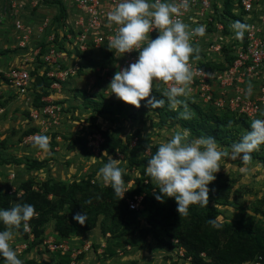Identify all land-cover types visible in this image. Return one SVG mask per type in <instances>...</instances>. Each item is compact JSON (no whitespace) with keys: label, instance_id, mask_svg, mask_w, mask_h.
<instances>
[{"label":"rangeland","instance_id":"obj_1","mask_svg":"<svg viewBox=\"0 0 264 264\" xmlns=\"http://www.w3.org/2000/svg\"><path fill=\"white\" fill-rule=\"evenodd\" d=\"M226 1L232 2L231 9H240V6L235 4L237 0H214V7L216 9L224 7ZM62 8L65 10L64 13ZM22 10L19 17L32 28V38L24 46L14 34L13 17L7 1L0 0V74L24 67L28 68L36 81V90L23 96L16 93L10 85L0 88L2 90L0 107L3 109V113L0 114V188L4 192L13 191L12 196L19 198L23 193L20 191V185L25 181H31L36 190H42L46 181L59 182L66 186L77 182L84 187L85 183L89 182V187L87 185L84 189L86 194L82 196L94 192L93 207L87 216L92 218L95 215L94 210L100 212L96 229L102 235L99 240L85 243L81 241L74 246L68 243L64 254L58 250L51 251L49 243L63 242V237L56 232L58 219L48 216L37 238L29 234L26 238L15 231L10 244L23 264L38 260L39 256L46 258L45 260L51 264L53 259L57 264H83L81 259L88 253V264H114L112 258L114 260L120 257L128 258L129 255L138 256V259L128 258L117 264H170L176 249L182 247L187 254L189 252V249L174 236L192 226L193 212L206 214L203 227L208 236L204 239L216 238L217 246L224 252L225 261L220 259L221 254L216 255L217 260H210L207 254L211 244L203 242L199 247L205 252L200 256L207 263L251 264L253 260L249 259V255L247 258L245 251L238 252L239 246L236 241L247 236V233L242 232L244 228L249 229L252 236L264 234L263 162L251 155L252 159L245 165L239 159L232 160L227 155L223 156L219 161L220 168L214 174L215 180L208 185V204L205 207L190 205L187 216H179L175 200L166 197L159 202L158 209L152 215L148 214L143 202L138 209H130L129 201L132 200L130 192L137 190L140 192L138 195L142 196L151 188L152 191L158 192L155 181L145 174L146 162L160 142L166 141L174 132L182 131L184 128L174 120H161L154 111L144 108L142 104L144 100L140 102L139 107H135L110 94L108 84L114 73L125 65V62H122L125 56L123 53L109 50L107 41L99 46L90 44L89 49L83 54L75 50L70 51L72 47L67 48L69 44L65 36L67 22L65 4L25 0ZM234 14L238 18L241 16L240 11ZM45 22H48L49 26L44 38H48L54 32L58 47L64 52L63 60L58 65L46 66L41 61V53L45 51L46 45L44 38H38L35 30ZM228 27L229 31H232L231 34L229 31H223L219 38L214 37L224 48L231 44V36L235 38L232 28L230 25ZM204 50L208 51L207 48ZM222 52L226 54L225 49H222ZM61 69L71 71L74 75L61 78L59 75ZM52 73H59L57 77L64 79L58 87L53 85L57 77L48 75ZM47 84L49 88L43 89L48 86ZM167 88L166 82L155 80L150 96L156 95V92L163 93ZM11 90L15 93H11ZM161 98L166 101L165 97ZM180 99L187 104L194 119L199 120V115L189 102L207 114L213 113V110L196 96L188 94ZM47 105L57 109V124L50 123L51 119L33 122L30 116L31 109H40ZM175 110H179L180 114L183 106L178 105ZM44 121L50 130L41 134L48 137L47 151L35 147V140L29 143L24 141L30 134L39 130ZM246 131L233 127L226 133V137L239 139ZM111 138L121 141L125 149L123 151L117 147L112 149ZM192 138L195 136L189 132L188 139ZM213 138L217 140L221 151L226 154L230 151V147L216 136ZM253 152L259 158L264 157V144ZM109 157L116 159L118 166L123 169L122 180L126 192L122 199L114 192L105 198L101 195L107 185L98 177V170ZM126 207L127 213L122 216L121 211ZM61 216H71L67 205ZM213 218L220 225L219 228H213L208 223V220ZM4 227L0 224L1 230ZM237 227L242 230L238 235L233 233ZM74 237L76 236H69ZM103 237H106V244H101ZM24 245L27 248L21 252ZM0 264H3L2 258Z\"/></svg>","mask_w":264,"mask_h":264},{"label":"clouds","instance_id":"obj_2","mask_svg":"<svg viewBox=\"0 0 264 264\" xmlns=\"http://www.w3.org/2000/svg\"><path fill=\"white\" fill-rule=\"evenodd\" d=\"M181 7L186 9L188 0H179V3L177 0H117L106 16L110 25L117 26L107 47L123 54L137 51L138 56L135 62L114 73L107 89L129 105L139 107L140 102L148 98L146 105L157 108L164 105L165 99L150 96L153 82H172V86L162 96L167 99L171 109L182 105L183 111L179 115L189 120L192 113L180 98L188 95L193 79L189 58L199 52L190 41L193 36H203L206 26L201 24L189 30L188 25L180 19H173ZM230 27L235 38L241 39L249 26L237 20ZM153 30L158 35L151 39L149 33ZM251 92L249 85L245 95H251ZM188 136V130L184 129L160 142L144 169L145 174L158 186V194H154V198L157 201H163L165 197L173 198L179 216H187L190 205L205 207L208 204V185L215 180L214 174L220 168L219 161L223 156L239 159L245 165L252 159L251 153L264 144V119H253L249 130L231 144L227 154L218 148L217 140L211 135L190 140ZM34 146L47 151L48 137L37 136ZM122 173L123 169L112 157L98 170V177L120 199L126 192ZM34 215V206L29 203L16 202L7 209L0 208V224L5 226L0 230V258L3 264H23L10 241L22 224L27 231V222ZM73 220L84 224L86 213L75 214ZM208 223L213 228L220 227L215 218L209 219Z\"/></svg>","mask_w":264,"mask_h":264},{"label":"built area","instance_id":"obj_3","mask_svg":"<svg viewBox=\"0 0 264 264\" xmlns=\"http://www.w3.org/2000/svg\"><path fill=\"white\" fill-rule=\"evenodd\" d=\"M6 1L13 17L14 34L19 43L24 46L32 38V28L19 17L23 11L25 0ZM40 1L62 2L67 7L65 36L69 44L67 48L72 47L69 49L72 52L75 50L83 54L89 49L90 44L99 46L104 41L109 43L117 29L115 24L110 25L106 19L108 11L115 6L117 0ZM235 2L237 6H240V9L237 10L241 12L243 23L249 27L241 39L231 36L232 42L226 46L230 49L228 54L234 57L230 62L226 61V54L222 52L224 46L220 45L214 38H219L225 30L229 31L228 26L236 21L225 14L223 6L216 9L214 0H188V7L186 9L179 8L173 19H180L188 25L189 30L201 24L206 26L203 36H193L190 41L194 48L199 49V52L190 56L188 61L193 71V79L188 94L196 96L205 106L218 115H233L251 124L253 119H264V4H262L264 0H237ZM68 7L72 10L70 11ZM237 10L233 9V13L238 12ZM48 26V22H45L41 27L36 28L35 33L38 38L45 37ZM231 32L229 31L230 34ZM157 34L158 32L153 30L149 33V37L154 39ZM44 43L46 46L45 51L41 53L42 63L46 66L58 65L63 60L64 52L58 47L54 32L48 38H44ZM204 48H207L208 51H205ZM123 55L125 58L122 62L128 66L135 62L138 52L131 51ZM207 64L214 66L209 67ZM221 64L224 65L222 69L219 68ZM123 66L121 68H124ZM2 73L0 74V88L10 85L21 96L34 92L35 78L30 74L28 68L17 67ZM59 73L61 78H69L70 75H74L66 69H61ZM58 74L48 75L56 78ZM63 80L57 77V81L53 85L58 87ZM166 83L168 88L172 86V82ZM249 85L252 88L251 95H245V90ZM1 101L2 90H0ZM56 110L49 105L42 106L40 109L33 108L30 116L35 123L42 121V119H51L50 123H56L58 121ZM2 113L3 109L0 107V114ZM50 127H52L51 124ZM48 130V124L44 121L39 130L25 138V143L32 142L37 136ZM56 140L58 139L56 138ZM12 192L11 190L8 191L9 194ZM143 198L142 195H134L129 201V208L138 209ZM27 223L28 229L24 231L33 236L29 221ZM26 248L27 246L24 245L20 251L22 252ZM49 248L51 251L58 250L64 254L68 248V241L63 239V242L49 243ZM170 264H193V261L187 255L186 250L180 247L173 254ZM251 264H263L262 258L258 257Z\"/></svg>","mask_w":264,"mask_h":264},{"label":"trees","instance_id":"obj_4","mask_svg":"<svg viewBox=\"0 0 264 264\" xmlns=\"http://www.w3.org/2000/svg\"><path fill=\"white\" fill-rule=\"evenodd\" d=\"M230 3L232 5V2L226 1V5L224 2V12L225 14L234 20H239L243 22L242 17L238 18L236 14L233 13V9H231ZM65 10L62 8V13H64ZM228 28V27H226ZM225 32H228L225 30ZM226 51V61L230 62L233 60V56H230L228 52L230 51L229 48L223 47ZM219 68H224V65H219ZM36 84V81H35ZM47 87H44L43 89L49 88V84H47ZM52 85V84H50ZM34 87V91H35ZM156 95H153L157 97L158 99L163 97L161 92H156ZM152 95V94H150ZM146 98L142 104L144 108H147L149 110L154 111L161 120H174L176 123L180 124L184 129H187L188 132H190L193 136H203V135H211L216 136L218 140H220L222 143H224L227 146H231L234 142H237L239 139H235L232 136H227L226 133L230 131L233 127L243 128L245 130H249L250 124L242 119V118H236L233 115L224 114V115H218L216 112L213 111L211 114H207L203 112L198 106L192 104L193 110L196 111L199 115V120L194 119L191 117L189 120H185L181 118L179 115V110L171 109L167 105V99L163 106L157 107V108H151L150 106L146 105ZM111 148L117 147L121 151L125 149L123 147L121 141L112 139L111 138ZM251 155L254 158L259 159L264 164V157H260L255 153L252 152ZM88 185L89 182L85 183V187ZM85 187L81 183L73 182L70 186L59 184V182H48L46 181L43 184L42 190H36L33 186V183L31 181H25L20 185V191L22 190V194L19 198L12 196V194H9L8 192H4L0 188V208H9L13 205V202H21V203H29L34 206L35 213L30 220L29 223L31 225L32 235L37 238L40 233V229L42 226L47 222L48 216L57 218L58 222L56 224V232L60 235V237H63V239H68L69 236H80L84 235L89 231H92L96 229L97 224V217L100 214V212L97 210L95 212V215H93L92 218H88L87 213L90 212V208L93 207V193L89 192L87 195L84 192ZM96 189H99L98 186H95ZM46 189V190H45ZM151 188L149 191H147L146 195L143 198V204L148 211V214H153L158 209V205L160 201H157L154 198V194H158V192L152 191ZM113 192L111 187L105 188L101 195L102 197H106L107 195H110ZM131 196L133 197L136 194H139L137 190H134L133 192H130ZM50 197H54V199H51ZM90 201V202H89ZM68 206V208L71 211V216H61L62 211L64 210L65 206ZM86 213V221L84 224H80L79 222L73 220V216L77 213ZM127 213V207L122 209L121 215L124 216ZM205 213H192V226L188 228L185 232H182L176 236H174L178 242H180L186 249H189L188 256L192 258L193 264H210V262H206L204 258H202L201 253L205 252V250L201 249L199 245L209 242L211 244L209 254H207L208 258L210 260H217V256L221 254L222 256L220 259H223L225 261V258H223V251L219 249V246H217L218 241L216 238L211 239H204L207 235L206 231L204 230L203 224L206 219ZM1 230V229H0ZM15 231L20 232L23 234L24 237L28 238V234L23 229V224L16 229ZM242 231L240 228H234L233 233H236V235L239 234V232ZM242 232L247 233V236L245 238L240 239L237 242V246H239L238 252L241 253L242 251H245V254L250 260H255L258 257L262 258V263L264 264V234H256L255 236H252L249 232V229L244 228ZM106 234L109 235V233L106 232ZM105 234V235H106ZM195 248V250H193ZM238 253V254H239ZM209 260V261H210ZM29 264H45V263H37L33 260V262H29Z\"/></svg>","mask_w":264,"mask_h":264},{"label":"crops","instance_id":"obj_5","mask_svg":"<svg viewBox=\"0 0 264 264\" xmlns=\"http://www.w3.org/2000/svg\"><path fill=\"white\" fill-rule=\"evenodd\" d=\"M65 8H67V7H65ZM22 62L24 61V59L23 60H21ZM35 65L33 64V67H34ZM12 92L11 93H15L13 90H11ZM5 180H6V178H4ZM3 179V180H4ZM101 232L99 231L98 232V230L97 229H94V230H92V231H89V232H87L86 234H84V235H80V236H76V237H74V238H69V239H67V241H68V243H69V245L71 246V245H73L74 246V244H78V243H80L81 241H83L84 243L85 242H87V241H91V240H99L100 238H102V235L100 234ZM100 235H101V237H100ZM104 239H102L101 240V244H106V237H103ZM72 248V247H71ZM73 249V248H72ZM88 256H89V253L83 258V259H81V262L83 263V264H88L87 262H88ZM129 259L130 258H136V259H138V256H134V255H129V257H128ZM127 257H125V258H122V257H120V258H117V259H115L114 260V258H112L113 260H112V262H115L114 264H117V262L118 263H121V262H123L125 259L127 260L128 259ZM46 258H41V256H39V258H38V260H34V261H36L37 263H45V264H51L50 262H47L46 260H45ZM48 261H50V258H48ZM53 264H57L56 262H54V259H53ZM59 264V263H58Z\"/></svg>","mask_w":264,"mask_h":264}]
</instances>
